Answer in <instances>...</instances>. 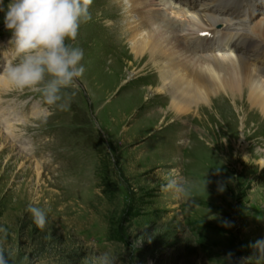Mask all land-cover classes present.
Here are the masks:
<instances>
[{"label": "rangeland", "instance_id": "1", "mask_svg": "<svg viewBox=\"0 0 264 264\" xmlns=\"http://www.w3.org/2000/svg\"><path fill=\"white\" fill-rule=\"evenodd\" d=\"M109 3L92 0L91 17L101 19L87 24L91 18L69 41L83 49L85 72L64 90L66 109L32 90L1 95L21 104L25 124L7 140L11 156L23 160L6 169L0 158V250L9 264H88L105 252L115 264H264L252 247L264 239V151H255L264 150V119L250 115L242 125L202 112L194 120L200 131L185 140L168 102L151 100L155 87L139 91L126 79L133 67L141 74L137 61L114 62L119 44L102 19L114 10ZM2 21L0 13V52L12 51ZM31 99L39 115L32 116ZM220 118L224 127L216 128ZM170 173L193 182L188 198L161 190ZM29 205L47 211L43 229Z\"/></svg>", "mask_w": 264, "mask_h": 264}, {"label": "bare ground", "instance_id": "2", "mask_svg": "<svg viewBox=\"0 0 264 264\" xmlns=\"http://www.w3.org/2000/svg\"><path fill=\"white\" fill-rule=\"evenodd\" d=\"M107 1L115 11L107 12L102 19L108 21L106 28L120 49L114 62L125 67L137 61L141 74L137 75L133 67L127 74L131 77L126 79L138 84L139 91H151L150 87H155L151 100L160 97L168 102V110L174 115L172 120L185 129V140L190 139L189 132L200 131L194 120L202 112L215 115L216 121L219 117L229 121L236 118L242 125L250 115L264 119V0ZM118 8L125 16L120 23L116 21ZM100 19L93 17L87 24L98 23ZM142 59L147 60L144 61L147 66L142 64ZM152 71L158 75L155 80ZM5 85L0 82V90ZM230 102L228 110L225 105ZM217 103L224 106L225 113L215 107ZM220 119L216 128L224 127L223 118ZM15 122L12 117L0 123V138L6 142L0 141V158L7 161L6 169L12 160L14 164L23 160L17 155L12 158L14 151L7 142L16 140L12 133ZM227 131L229 136L234 133L232 126ZM203 134L206 130L202 126ZM203 140L213 149L208 140ZM177 142L185 146L188 143L182 138ZM35 170V177H39V169L35 167Z\"/></svg>", "mask_w": 264, "mask_h": 264}, {"label": "clouds", "instance_id": "3", "mask_svg": "<svg viewBox=\"0 0 264 264\" xmlns=\"http://www.w3.org/2000/svg\"><path fill=\"white\" fill-rule=\"evenodd\" d=\"M92 0H0L3 25L10 32L9 45L16 59L0 66V82L17 92L36 91L49 106L66 109L69 89L85 72L84 51L76 41L82 23L92 17ZM257 152L264 151L255 149ZM206 181L204 180V187ZM193 182L170 173L161 190L177 198L191 195ZM33 223L43 229L48 223L47 211L29 205ZM5 230L0 228V232ZM257 259L264 260V239L252 245ZM0 264H9L8 254L0 250ZM88 264H115V257L105 252L92 257Z\"/></svg>", "mask_w": 264, "mask_h": 264}]
</instances>
